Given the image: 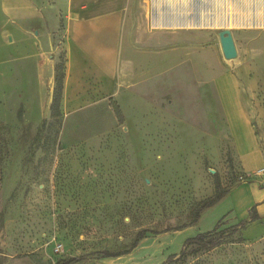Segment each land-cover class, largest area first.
Segmentation results:
<instances>
[{
  "label": "rangeland",
  "instance_id": "obj_1",
  "mask_svg": "<svg viewBox=\"0 0 264 264\" xmlns=\"http://www.w3.org/2000/svg\"><path fill=\"white\" fill-rule=\"evenodd\" d=\"M213 1L205 12L175 17L205 16V28L231 29L238 55L226 59L212 33L214 56L225 68L239 60L255 64L264 77V0H227L224 8ZM173 14L160 10L159 18ZM54 40L53 91L43 96L39 86L40 57H18L0 74V264H58L75 256L77 264H264V215L249 221L248 208L254 198L248 185L264 188V165L244 170L208 87L192 80L183 92L161 77L158 93L140 90L143 103L129 109L123 124L104 126L107 105L65 119L62 100L60 115L52 110L57 76L66 71L62 18ZM259 96L264 104V89ZM254 127L264 152V123ZM220 189L225 196L190 225L198 206ZM239 222L244 227L234 230ZM143 229L145 237L130 249ZM213 229L223 237L218 246L185 245ZM126 249L120 256L100 253Z\"/></svg>",
  "mask_w": 264,
  "mask_h": 264
},
{
  "label": "crops",
  "instance_id": "obj_2",
  "mask_svg": "<svg viewBox=\"0 0 264 264\" xmlns=\"http://www.w3.org/2000/svg\"><path fill=\"white\" fill-rule=\"evenodd\" d=\"M216 1L223 8L230 5L227 0ZM210 3L208 0H119L118 4L113 0H0V74L4 75L18 57H40L39 86H43V96L53 91L57 61L53 54L57 50L54 36L62 18L66 51L62 95L65 119L84 107L107 105L111 118L102 112L108 118L104 126L121 124L112 101L119 104L125 120L129 109H137L143 103L145 97L140 90L151 87L158 93L161 77L174 90L178 84L183 92L194 80L201 87H208L207 98L219 111L218 124L224 125V131L233 139L244 170L260 169L264 165V152L256 139L254 125L264 123V104L259 103L262 99L259 94L264 89L261 69L241 60L225 68L220 56H214L210 35L219 36L226 26L219 25L222 27L219 30L205 28V16L197 20L185 14L188 18L182 22L175 17L179 11L205 12ZM160 10L174 14L161 21ZM212 20L215 22L217 17ZM161 27L164 28L160 30ZM26 87L29 91L34 89L31 82ZM104 92L109 96L105 97ZM248 189L254 197L248 208L256 207L260 217L263 216L264 188L251 184Z\"/></svg>",
  "mask_w": 264,
  "mask_h": 264
},
{
  "label": "trees",
  "instance_id": "obj_3",
  "mask_svg": "<svg viewBox=\"0 0 264 264\" xmlns=\"http://www.w3.org/2000/svg\"><path fill=\"white\" fill-rule=\"evenodd\" d=\"M64 77L65 73L58 75L57 76V86L56 89L54 90V99L52 103V110H53V115H60V103L62 100V95H63V85H64ZM112 106L113 109L118 117L119 123H123L124 118H123V113L122 110L119 106V104L115 101H112ZM218 186L220 187L219 181L217 182ZM226 190L220 189L217 191V193L210 197L205 199L197 208L194 218L190 221V225H195L198 223L200 220L202 213L210 208L211 206L215 205L218 201H220L226 194ZM260 215L257 213L256 207H252L250 210V218L249 221H254L256 219H259ZM243 222H239L234 224V230H239L240 228L244 227ZM216 229L209 230V231H204V232H199L194 236L188 237L185 240V245H195L200 248L204 249H212L216 246H218L222 241L223 237L221 236H216L214 235ZM148 232L147 229L140 230L137 235L135 240L133 241L131 248H134L135 246L138 245V243L145 237L146 233ZM130 249L122 250V251H110V250H102L100 253H102L104 256H120L126 252H128ZM184 254V251L182 250L180 253V256ZM175 254L171 255L170 258H173ZM81 260L80 256H75L71 258H67L64 260H61L58 262V264H77Z\"/></svg>",
  "mask_w": 264,
  "mask_h": 264
},
{
  "label": "water",
  "instance_id": "obj_4",
  "mask_svg": "<svg viewBox=\"0 0 264 264\" xmlns=\"http://www.w3.org/2000/svg\"><path fill=\"white\" fill-rule=\"evenodd\" d=\"M219 39L223 55L226 59H234L238 55V49L231 29L224 28L219 31Z\"/></svg>",
  "mask_w": 264,
  "mask_h": 264
},
{
  "label": "bare ground",
  "instance_id": "obj_5",
  "mask_svg": "<svg viewBox=\"0 0 264 264\" xmlns=\"http://www.w3.org/2000/svg\"><path fill=\"white\" fill-rule=\"evenodd\" d=\"M221 44V43H220ZM221 49H222V47H221Z\"/></svg>",
  "mask_w": 264,
  "mask_h": 264
}]
</instances>
